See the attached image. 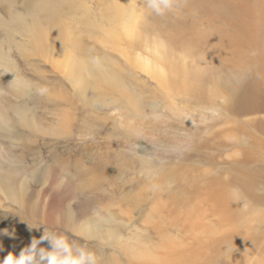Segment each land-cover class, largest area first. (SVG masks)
<instances>
[{
	"label": "rangeland",
	"instance_id": "obj_1",
	"mask_svg": "<svg viewBox=\"0 0 264 264\" xmlns=\"http://www.w3.org/2000/svg\"><path fill=\"white\" fill-rule=\"evenodd\" d=\"M41 1L0 0V231L15 233L14 239L0 234V255H18L47 229L94 252L98 264H145L173 242L205 251L206 264L264 262V150H256L260 159L218 147L215 125L230 118L226 111L167 97L125 70L119 74L126 90L113 93L89 77L81 96L27 35L25 17ZM45 1L50 7L69 0ZM81 1L95 14L96 2L105 7L108 0ZM89 47L91 57L104 55L102 47ZM137 103L141 112L133 110ZM246 171L258 183L255 208L230 183ZM95 225L98 232L86 233ZM126 240L139 250L125 248Z\"/></svg>",
	"mask_w": 264,
	"mask_h": 264
},
{
	"label": "bare ground",
	"instance_id": "obj_2",
	"mask_svg": "<svg viewBox=\"0 0 264 264\" xmlns=\"http://www.w3.org/2000/svg\"><path fill=\"white\" fill-rule=\"evenodd\" d=\"M69 1L48 7L42 0L24 24L40 56L62 69L81 96L89 77L117 93L127 88L119 72L125 70L129 78L140 81L144 76L167 97L186 96L201 102L204 109L226 111L230 118L222 126L217 119L214 143L235 154L263 158L256 150H264V0H176L163 16L142 12L143 0H108L105 7L96 2L95 14L87 11V2L79 0L75 9ZM64 10L70 11L68 16ZM91 44L104 51L96 55L98 63L89 55ZM96 100L102 103L106 98L100 94ZM151 106L155 109L156 103ZM141 107L137 103L133 110L141 112ZM242 135L249 141L244 142ZM253 176L252 171L241 172L230 183L239 186L255 208L259 202L254 183H258ZM56 199H52L54 207ZM100 229L87 226L85 231L93 235ZM173 243L145 264L205 263V251H186ZM123 246L139 250L131 240ZM259 260L254 263L264 264Z\"/></svg>",
	"mask_w": 264,
	"mask_h": 264
},
{
	"label": "clouds",
	"instance_id": "obj_3",
	"mask_svg": "<svg viewBox=\"0 0 264 264\" xmlns=\"http://www.w3.org/2000/svg\"><path fill=\"white\" fill-rule=\"evenodd\" d=\"M175 3L176 0H143L141 10L163 16L173 9ZM95 62L98 63L99 58ZM40 91L43 94L47 89ZM0 234L15 238V233L9 234L7 229L0 231ZM45 241L48 242V248L40 246ZM4 250L0 242V252ZM0 264H98V257L86 247L69 242L66 236L44 229L39 239L33 237L30 244L22 248L18 255L8 252L0 259Z\"/></svg>",
	"mask_w": 264,
	"mask_h": 264
}]
</instances>
